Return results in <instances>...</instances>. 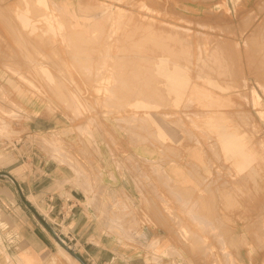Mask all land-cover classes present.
I'll return each instance as SVG.
<instances>
[{
	"label": "rangeland",
	"instance_id": "rangeland-1",
	"mask_svg": "<svg viewBox=\"0 0 264 264\" xmlns=\"http://www.w3.org/2000/svg\"><path fill=\"white\" fill-rule=\"evenodd\" d=\"M63 1L67 14L59 6ZM25 4L42 36L19 34L17 14ZM101 5L115 12L109 16ZM7 15L11 21L4 26ZM72 15L90 26L75 29ZM159 62L166 68L157 76ZM123 66L141 73L132 80L134 70L127 73ZM122 71L133 77L124 80ZM111 73L123 78H110L105 94L101 82ZM136 81L146 85L147 98L138 96L141 89L131 84ZM261 112L264 0H0V155L13 162L38 153L69 166L88 188L106 186L97 162L103 159L117 173L118 187L128 188L126 197H108L117 211L111 220L132 221L136 237L147 226L153 230V258L146 264H264ZM154 119L171 128L175 139L161 141ZM220 125L242 133L258 177L237 174L235 160L220 147ZM5 164L0 160V167ZM183 227L191 230L190 239L183 237ZM61 253L51 262L71 264Z\"/></svg>",
	"mask_w": 264,
	"mask_h": 264
},
{
	"label": "crops",
	"instance_id": "crops-1",
	"mask_svg": "<svg viewBox=\"0 0 264 264\" xmlns=\"http://www.w3.org/2000/svg\"><path fill=\"white\" fill-rule=\"evenodd\" d=\"M29 153L13 162L0 155L9 163L0 167L8 175L0 177V264H53L59 247L41 219L86 264H146L153 258L155 235L147 222L136 237L132 221L111 220L117 211L108 197H126L128 188L118 187L117 173L103 159L97 162L106 186L88 188L66 164Z\"/></svg>",
	"mask_w": 264,
	"mask_h": 264
},
{
	"label": "bare ground",
	"instance_id": "bare-ground-1",
	"mask_svg": "<svg viewBox=\"0 0 264 264\" xmlns=\"http://www.w3.org/2000/svg\"><path fill=\"white\" fill-rule=\"evenodd\" d=\"M92 1V0H91ZM195 1V0H194ZM84 2V1H83ZM25 3H26V1H25ZM95 3V2H94ZM259 3V2H258ZM96 4H98V3H96ZM131 4H133V3H131ZM131 4H128V5H131ZM134 5V4H133ZM132 5V6H133ZM157 5V4H156ZM59 6H60V9L61 10H63L66 14L69 12V4L67 3V2H65V1H63L61 4H59ZM80 6V5H79ZM137 6V5H136ZM160 6V5H159ZM105 7H106V5H101L100 6V8H102L103 10V13H109L110 15L109 16H112L111 14H113L115 11H112L110 8H107L106 10H104L105 9ZM147 7V6H146ZM23 12L21 13V14H17V18L20 20V29H18V31L19 32H21V33H19L21 36H25V35H39L38 33H36L35 32V30H40V28H39V26H37L36 24H35V21H31L30 20V17L28 16V13H27V11H28V8H27V5L25 4L23 7ZM150 8V7H149ZM163 9V8H162ZM157 10V9H156ZM161 10V9H160ZM259 10V9H258ZM117 11V13L120 15V14H122V10H119V9H117L116 10ZM152 11V10H151ZM9 13H11L10 11H8ZM164 12V11H163ZM4 14H6V12L4 13ZM124 16H126V15H124ZM9 16L7 15V19H5L4 18V16L2 17V19L4 18V21L3 22H5V23H3V25L4 24H6V22H8L10 19L8 18ZM73 18V20H72V26L73 27H75V29H77V28H80V27H82V28H86L87 26H90V24L91 23H88V25H87V19H85V18H83L84 19V22L83 23H81L80 22V20L76 17V16H70V18ZM127 17H129V13H128V16ZM132 17H134V16H132ZM104 18V17H103ZM134 18H136V17H134ZM9 19V20H8ZM124 19V18H123ZM181 19V18H180ZM8 20V21H7ZM127 19H124V21L127 23V21H126ZM128 20H130V18L128 19ZM133 20H135V19H133ZM183 20V19H182ZM11 21V20H10ZM181 21V20H180ZM14 22V20L12 21V23ZM108 22H109V20H108ZM12 23H7V24H9V27H7V28H10V25H12ZM129 23H131V22H129ZM129 23H127V24H125L124 23V26L125 25H128ZM133 23V22H132ZM15 23H13V26H11V28H15V25H14ZM102 24V23H101ZM108 24V23H107ZM137 24H139V23H137ZM142 24V23H141ZM122 25V24H121ZM4 26H6V25H4ZM106 26H109V24L108 25H106ZM129 26H131V25H128V27ZM17 27H19V26H16V28ZM101 27V26H100ZM127 27V28H128ZM133 27L135 28H137V26H134L133 25ZM139 27V26H138ZM146 27H148V26H146ZM6 28V27H5ZM106 28H108V27H106ZM124 28V27H123ZM142 28V27H141ZM153 27H151V28H147V29H152ZM129 29V28H128ZM140 29V28H139ZM155 28H153L152 30H154ZM161 29V28H160ZM164 29V28H163ZM124 31L126 30V29H123ZM158 30V29H157ZM162 30V29H161ZM164 30H166V29H164ZM177 30V29H176ZM120 31H122V30H120ZM124 31H122V32H124ZM129 31V30H128ZM135 31H137V29H135ZM134 30L131 32V31H129V33H127V34H130V33H133V32H135ZM139 31H141V30H139ZM156 31V30H155ZM154 31V32H155ZM78 32H80V31H78ZM77 32V33H78ZM154 32H152V33H154ZM165 32V31H164ZM164 32H162V33H164ZM14 33V31L12 32V34ZM76 33V32H75ZM120 34H117L116 33V35H119V37H122L121 35V32H119ZM156 33H158V32H156ZM155 33V34H156ZM161 33V34H162ZM171 33V32H170ZM71 34V33H70ZM136 34V33H135ZM135 34H133V35H135ZM158 34H160V33H158ZM172 34V33H171ZM67 35H69V34H67ZM123 35H125V34H123ZM39 36H42V35H39ZM128 36H130V35H128ZM127 36V37H128ZM25 37H28V36H25ZM33 37V38H32ZM67 37H69V36H67ZM126 37V38H127ZM135 37V36H134ZM31 40H33L35 37L34 36H31ZM106 38V37H105ZM116 38H117V36H116ZM126 38H123L124 39V42L126 43V41H125V39ZM130 38L132 39V36H130ZM23 39V38H22ZM25 39H28V38H25ZM30 39V38H29ZM28 39V40H29ZM38 39V38H37ZM40 39V38H39ZM42 39V38H41ZM68 39V38H67ZM70 39V38H69ZM68 39V40H69ZM121 39L122 38H120L119 40L121 41ZM129 39V38H128ZM130 39V41H134V39L133 40H131ZM24 40V39H23ZM31 40H29V41H31ZM105 40V39H104ZM116 40V39H115ZM127 40V39H126ZM24 41H27V40H24ZM23 41V42H24ZM34 41V43H37V44H39V41H37V40H33ZM37 41V42H36ZM42 41V40H41ZM106 41H107V39H106ZM43 42V41H42ZM45 42V41H44ZM44 42H43V44H44ZM70 42V41H69ZM80 42V41H79ZM108 42V41H107ZM119 42V41H118ZM123 42V41H122ZM127 42H129V40H127ZM31 43H32V41H31ZM31 43H29V44H31ZM77 43H78V41H77ZM121 43V42H120ZM132 44L133 43H135V42H131ZM28 44V43H27ZM45 44H47V41H46V43ZM75 44V43H74ZM41 44H39V45H37V47L38 46H40ZM48 45V44H47ZM47 45H43L44 47H46ZM81 45L79 44V47H80ZM34 47V46H33ZM42 47V46H41ZM36 48V47H35ZM41 49V48H40ZM39 49V50H40ZM34 50H36V49H34ZM220 51H222L221 49H219ZM212 51V50H211ZM220 51H218L217 52V50H216V52L217 53H219ZM38 52V51H37ZM210 52V51H209ZM210 53H213V52H210ZM224 54V53H223ZM42 55V54H41ZM35 56V55H34ZM105 56V55H104ZM115 56H117V55H115ZM114 56V57H115ZM124 56V55H123ZM123 56L121 55V57L123 58ZM211 56V55H210ZM219 56V55H218ZM37 57V56H36ZM35 57V58H36ZM40 57V56H39ZM107 58H112L113 56H109V55H107L106 56ZM113 57V58H114ZM118 57V56H117ZM120 57V58H121ZM128 57V56H127ZM138 57V56H137ZM217 57V56H216ZM32 58V57H31ZM77 58V57H76ZM112 58V60H114ZM119 58V59H120ZM125 58V57H124ZM130 58V57H129ZM134 58H136V57H134ZM139 58V57H138ZM37 59H39V58H37ZM74 59V58H73ZM116 59V58H115ZM119 59H117V60H119ZM137 59V58H136ZM117 60H115V61H117ZM122 60V59H121ZM126 61V60H125ZM133 61H134V59H133ZM228 61V60H227ZM124 62V61H123ZM126 62H128V61H126ZM129 62H131L130 60H129ZM136 61H134V63H135ZM118 63V62H117ZM121 63V62H120ZM128 64V63H127ZM131 64V63H130ZM136 64V63H135ZM135 64H133L134 65V67H137ZM138 64V63H137ZM112 65H115V64H112ZM129 65V64H128ZM124 66L126 67L127 65H125L124 64ZM123 66V67H124ZM132 66V65H131ZM127 67L128 69H130L131 68V70H134L133 71V73L135 74V72H136V74H138V72H140L139 70H137V71H135L136 69L134 68V69H132V67ZM138 66H140V67H138L139 69H141V65H138ZM42 67H46V66H42ZM41 67V72L48 78V80L49 81H52V77L50 76V74H49V72L45 69V68H42ZM116 67H117V65H116ZM124 67V68H125ZM156 67H158V72H157V76H159V73H161V71H160V68H161V70H164V68H166V62H164V63H161V62H159L158 64H157V66ZM122 68V67H121ZM123 68V69H124ZM113 69H115V67H113ZM128 69H126L125 68V71L127 72V70ZM143 69V68H142ZM116 70V69H115ZM120 69H118L117 71H119ZM130 71V70H129ZM125 72V73H126ZM143 72V71H142ZM146 72V71H145ZM122 73H123V75H122ZM122 73H121V75L122 76H125V77H128L127 79L125 78L124 80H129V78H131V76L133 75V74H131L130 75V73H132L131 71H130V73H129V76H127V75H124L125 73L122 71ZM128 73V72H127ZM141 73V72H140ZM112 74H115V73H111V74H108V76H104L103 78V81L101 82V84H102V90L104 91V93L105 94H107V93H109L110 91H111V87H112V84H111V79H113V81L116 83V82H119V81H115V78H116V80H121V78H123V77H113V78H111V76H112ZM136 74L134 75V77L133 78H131L132 80H135V76H136ZM20 75V74H19ZM115 75H118V74H115ZM114 75V76H115ZM139 76H140V74H139ZM138 76V77H139ZM20 77V76H19ZM146 77V76H145ZM144 77V78H145ZM21 78L25 81V82H27L31 87H34L35 88V86H34V84L30 81V79L28 80V79H26V78H24L23 77V75L21 76ZM111 78V79H110ZM143 78V79H144ZM175 79V76H174V78H172V81ZM140 80V79H139ZM47 82V81H46ZM139 83L138 84H140V86H138V85H136V83H137V81L134 83H132L131 82V84L132 85H136V86H138L139 87V89L136 87V86H133V87H135L132 91H134L135 92V90L136 91H138V90H140L139 92H142V86L144 85V84H146V83H148V81L146 80V83L144 82V80H143V82H144V84H143V82L142 83H140V81H138ZM48 83V82H47ZM151 82H149V84H150ZM151 85V84H150ZM150 85H148L147 87H144V88H148V87H150ZM153 85V84H152ZM122 86V85H121ZM126 86V88H128L127 86H130V84L128 85H125ZM124 86V87H125ZM144 86H146V85H144ZM114 87V86H113ZM118 88H119V86H118ZM130 88H132L131 86H130ZM151 88V87H150ZM150 88H148V89H150ZM35 89H37V88H35ZM114 89V88H113ZM138 89V90H137ZM153 89V88H152ZM152 89L150 90V91H152ZM172 89H173V92H177L178 91V89L175 87V86H172ZM118 90H120V89H118ZM127 90H129V89H126V91ZM155 90V89H154ZM154 90H153V92L152 93H155L154 92ZM100 90L99 89H97V92H99ZM121 91H123L122 89H121ZM125 91V90H124ZM131 91V90H130ZM131 91V92H132ZM149 91V90H148ZM148 91H143L145 94H143V92H142V94L140 93L139 95H138V93L136 94V95H138V96H140V95H144L145 97H146V92H148ZM130 92V93H131ZM150 93L151 92H149L148 94H149V96H152V95H154L155 96V94H151L150 95ZM129 94V93H128ZM127 94V95H128ZM130 95V94H129ZM135 95V94H134ZM137 96V97H138ZM148 96V98L150 99V97ZM144 97V98H145ZM140 98V97H139ZM142 98V97H141ZM147 98V97H146ZM151 98H153V97H151ZM149 99H146V100H149ZM154 100H155V98H153ZM152 99V100H153ZM150 103H152V102H150ZM261 114H262V117H264V113H262L261 112ZM151 118V117H150ZM152 119V118H151ZM157 125H158V127H157V132H158V137H159V139L161 140V141H165V140H173V139H175V137H176V134H175V132L171 129V128H169L168 126H166L165 124H161V125H159V123H158V121L159 120H157V119H154L153 120ZM220 124V123H219ZM219 127V126H218ZM221 130H220V132L218 133V140H219V143H220V147H221V149H222V151H223V153H224V156L226 155L229 159H234L235 160V169H236V172H237V174H241V175H243V174H246V175H248L250 178L252 177V176H254V175H257V177L260 175V171L256 168V167H253L254 168V170H253V168H252V166H253V164L255 163V155H254V153H253V151L252 150H250V148L247 146V141H246V139L241 135L242 133H239V132H237V129H236V131H232L231 129V131H229L228 129H226V127L224 126V125H220V127H219ZM240 130V129H239ZM177 131V130H176ZM2 137V136H1ZM179 137V136H178ZM250 142V141H249ZM174 143H176V142H174ZM154 154V153H153ZM263 159V158H262ZM263 161V160H262ZM263 163V162H262ZM264 166V165H263ZM264 168V167H263ZM253 170V171H252ZM258 170V171H257ZM172 172L177 176V177H180V179L182 180L181 182L182 183H189V181L188 180H186V178L182 175V173H181V171L179 170V169H177V168H173L172 169ZM264 175V174H263ZM254 178V177H253ZM262 178V177H261ZM260 184V183H259ZM184 189V188H183ZM242 193V192H241ZM252 193V192H251ZM185 194V193H184ZM222 195V194H221ZM251 196V195H250ZM249 196V197H250ZM253 196V195H252ZM220 197V196H219ZM243 197V196H242ZM251 199V198H250ZM256 199V198H255ZM264 199V198H263ZM220 201V200H219ZM257 201V200H256ZM188 202V201H187ZM255 202V201H254ZM242 205V204H241ZM190 217V216H189ZM190 219H191V217H190ZM192 219H194V220H196V218H192ZM181 220V219H180ZM181 225V224H180ZM196 226H197V224H196ZM212 228V227H211ZM228 228H229V226H228ZM227 228V231L229 230ZM215 230V229H214ZM229 232V231H228ZM196 234V233H195ZM245 234V233H244ZM182 235H183V237L186 239V238H189L191 235H192V232H191V230L190 229H188V228H185V227H183L182 228ZM197 235V234H196ZM238 235V234H237ZM194 236V235H193ZM196 237V236H195ZM194 237V238H195ZM197 238V237H196ZM190 239V238H189ZM192 239H193V237H192ZM198 239V238H197ZM194 240V239H193ZM195 241V240H194ZM223 241H225V240H223ZM246 243H247V241H246ZM223 245H225V243L223 244ZM221 246H222V244H221ZM58 247H59V249L61 250V254L71 263V264H79L74 258H72L61 246H59L58 245ZM223 247V246H222ZM221 247V248H222ZM230 247V246H229ZM227 248V247H226ZM231 249V248H230ZM228 251V250H227ZM228 253V252H227ZM226 253V254H227ZM230 253V252H229ZM229 253H228V255L227 256H229V258L231 257V255H229ZM225 254V255H226ZM23 259V258H22ZM8 261V260H7ZM232 263H234V262H232ZM27 264V263H26Z\"/></svg>",
	"mask_w": 264,
	"mask_h": 264
},
{
	"label": "water",
	"instance_id": "water-1",
	"mask_svg": "<svg viewBox=\"0 0 264 264\" xmlns=\"http://www.w3.org/2000/svg\"><path fill=\"white\" fill-rule=\"evenodd\" d=\"M0 177H8L6 173L0 172ZM25 201V200H24ZM48 231L53 236L56 243L61 246L72 258H74L79 264H86L85 261L72 249L70 246H68L60 237L57 235V233L44 221L41 219Z\"/></svg>",
	"mask_w": 264,
	"mask_h": 264
}]
</instances>
